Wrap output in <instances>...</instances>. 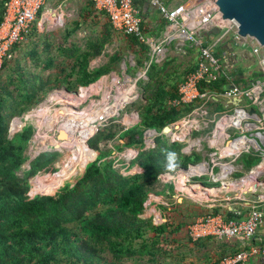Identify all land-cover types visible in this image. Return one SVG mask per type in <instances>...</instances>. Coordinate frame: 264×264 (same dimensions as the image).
<instances>
[{"label": "trees", "instance_id": "1", "mask_svg": "<svg viewBox=\"0 0 264 264\" xmlns=\"http://www.w3.org/2000/svg\"><path fill=\"white\" fill-rule=\"evenodd\" d=\"M7 1L0 0V25ZM110 39L104 36V42ZM129 39L137 43L133 37ZM70 53L79 56L80 61L78 49ZM51 63L46 59L43 66L47 69ZM6 67L7 63L0 70V264H126L129 260L144 259L150 264H190L193 248L189 247L197 248L200 242L189 237L188 227L207 212L206 208L184 200L166 209L162 225H155L151 217H142L160 175L186 168L192 161L182 152L183 142L170 141L165 134L156 136L154 147L147 148L144 142L147 129L161 132L194 108V104L166 107L167 99L177 96V82L171 77L172 72L166 70L168 63L153 64L148 71L149 80L143 85L147 102L140 111V122L126 130H114L112 125L101 127L88 139L85 148L63 155L60 172L56 167L60 151L42 153L30 169L24 170L35 128L27 126L12 138L9 132L15 117L45 98L53 78L44 79L32 71L27 75L18 64L3 77ZM86 68L83 61L77 78L71 73L59 80L70 91L78 90L79 85L86 86L78 92L81 103L91 96L88 88L110 71L102 68L88 73ZM260 76V72L253 75L255 79ZM226 84L214 85L223 89ZM117 135L124 145L101 148V142L112 141ZM125 146L138 149L130 164L123 162L127 170L138 164L140 171L135 174L125 175L117 166L118 157L108 159L114 150L121 151ZM164 150L176 154L174 167H169ZM255 158L258 157H251ZM21 170L23 176L18 174ZM42 172L56 174L42 175L38 187L33 186L32 179ZM81 172L82 176L71 185ZM61 187L62 190L53 191ZM170 188L174 189V183ZM215 212L218 210L212 211Z\"/></svg>", "mask_w": 264, "mask_h": 264}, {"label": "built area", "instance_id": "2", "mask_svg": "<svg viewBox=\"0 0 264 264\" xmlns=\"http://www.w3.org/2000/svg\"><path fill=\"white\" fill-rule=\"evenodd\" d=\"M45 1L8 0L6 2L4 18L0 25V70L5 63L13 59V48L21 44L30 34ZM147 1L158 9L168 22L163 36L157 40L150 41L146 38L140 11L136 8L134 0H92L95 9L107 15L116 30L148 44L151 61L146 64L147 68L152 62L160 63L165 59V46L173 41H176L179 48L188 44L190 48L198 51L195 69L186 74L179 83L177 97L167 101L168 108L188 104H194V108L179 121L167 125L170 126L169 132L165 131V127L161 132L147 129L144 132V142L147 148L154 147L155 138L160 134L167 135L170 141L182 142L189 139L182 151L185 154L197 151L203 156L207 155L209 159L189 164L186 168H177L173 171L174 174L162 173L159 180L171 181L183 178L178 180L179 183L197 184L198 189H193L195 194L199 191L218 190L219 188H211L203 183H191L194 178L208 174L213 183L219 182L222 183V188H229L228 191L220 194H233L232 197L228 195L225 199L227 207H233L237 202L244 203L246 197L253 196L247 218L224 219L219 214L205 213L189 227V236L193 241L207 238H215L221 242L234 239L255 240L260 231L264 233V46L254 37L240 35V24L237 20H228L222 24L219 6L212 0H184L173 8L165 5L162 0ZM214 27L220 30L219 34L209 33ZM228 42H232V48L249 52L258 60L260 77L248 85L234 82L233 75L224 64V59L215 54L218 48ZM242 57L245 60L250 58H246V53ZM147 68L141 74V78H147ZM216 82H227V84L220 89L214 85ZM222 102L229 110L225 112L217 110L215 104ZM104 119L107 118L104 117L101 121ZM137 120L138 113L136 119L126 124L123 130L138 124L140 120L139 122ZM101 121L96 124L95 131L89 138L104 126L100 124ZM196 132L202 134L192 136ZM192 141L196 142L192 143ZM126 148L134 149L136 152L132 156L127 157L124 154L122 156L135 159L138 151L132 147ZM244 155L260 158V162L247 173H244L243 165L236 166ZM201 164L207 165L206 171L193 172L189 176L183 175L184 171ZM240 172H243L244 176L235 177V174ZM240 183L242 185L240 189L233 188ZM184 188L185 185H182L180 190ZM188 196L199 204L203 203L189 193ZM211 197L213 198L214 194H209L208 201H211ZM151 199L148 198L147 208L149 204L151 206ZM203 206L206 207L204 204ZM231 209L233 213L240 215L241 206L236 210ZM153 221L155 223L163 220L161 216H155ZM263 253L264 246H253L248 250L224 257L215 264H252V258Z\"/></svg>", "mask_w": 264, "mask_h": 264}, {"label": "crops", "instance_id": "3", "mask_svg": "<svg viewBox=\"0 0 264 264\" xmlns=\"http://www.w3.org/2000/svg\"><path fill=\"white\" fill-rule=\"evenodd\" d=\"M162 2L171 8L180 4V3H173L174 2L173 0H162ZM134 4L136 8L140 11V16L142 18V27L146 38L149 39L150 41L161 38V36H163L164 32L167 29L168 22L163 18L159 10L153 7L147 0H134ZM42 9L43 10H41L36 22L34 23L29 36L26 37V39L21 44H18L13 48L14 51L13 59L7 62L6 68H11V67L13 68L14 66L11 64L14 62V64L22 65L24 67L23 68L24 70H28L26 64H22L21 58H18L20 54L22 55V58L25 63L27 61L31 63L30 71L38 72L40 75H43V73L48 72V77L53 78V82H54L56 77H62L61 80H63V77H69L71 76V73L74 74L73 78H77L78 73L80 72L81 69V63L83 61L84 63H87L86 71L88 73H92L93 71L102 68L110 69L111 72H120L118 70L121 67L120 63H122V69H126L128 73L126 75L131 76V78L135 79V83L137 84V82H139L140 79H146V81H148L149 80L148 71L151 68V66L153 64L159 65L161 63V62L160 63L152 62L150 67L147 68L146 64L151 61V53L148 44L141 43L136 38L133 37L137 41V43H134V41L129 39L130 36L128 37L124 33L116 30L113 27L109 17L104 13L98 12L95 9L92 0H53V3L47 4V6L45 3ZM45 25L48 26V29L46 28ZM61 28L63 30H61ZM58 29H60L63 34V38H64L63 43L56 44L55 42L52 41L51 44H49L48 42L45 41L43 45L44 48L41 49L40 48L41 44H43V42L40 43L42 36L45 33L49 35ZM120 34L124 35V42H125L124 45H126L133 52V56H131L129 60L126 59L123 60V55L120 52L121 51L120 38H119ZM104 36L110 37L111 38L110 42L109 41L104 42ZM169 45L165 46L166 57L171 54V52L168 51ZM46 46L48 47L47 51L45 50ZM177 47L178 44L176 43V48ZM187 47H189L188 44L182 48H179V50L186 48V50L193 52L195 51L197 53V60L194 64H191L189 68L185 69L183 71L184 72L183 75H180L178 79H175L176 71H170L168 69L170 60H167L165 57V59L163 60L164 62H162V64L168 63V67L166 70L172 72L171 77L174 78V80L177 82V86H176L177 94H178L177 91H178L179 83L183 80L186 74H188L193 69H195L196 64L198 62V55H199L198 51L195 49H191L189 47L191 49L190 50ZM77 49L79 51V55L80 56L82 55L80 61H77V58L79 56L77 55L72 56L73 54L70 53L74 50L76 51ZM234 52L235 55L233 56ZM245 53H246V58L250 57L249 59L246 60L243 59L242 55H245ZM215 54L224 59V64L226 68L233 75V79L235 83L241 85H248L249 83H251L250 81L254 79L253 75L255 74V72H258V69H260L259 62L256 58H253L249 52L243 51L242 49L232 48V42H228L225 46L218 48L215 51ZM82 57H87V58L84 59ZM46 59L48 60V62H50V60L52 62L51 63L52 65L47 69L46 67L43 66L44 61ZM251 62H253L252 65L250 64ZM256 65H257V70L255 71L254 68ZM146 68H147V73H146L147 78H141L142 77L141 74L145 71ZM129 69L132 72H130ZM104 75H102L99 79H101ZM99 79H97L96 81H98ZM62 84L63 86H66L65 89L67 91H70L67 88L66 83L62 82ZM54 85L55 84H53V86ZM78 87L83 88L86 86L79 85ZM54 88L59 89L62 87L60 85H55ZM54 88H52V90ZM171 98H175V97H171ZM167 101H166V107H167ZM220 104L221 103H216L215 107L219 108ZM196 133H193L192 136H197L198 134ZM189 141H190L189 139L182 141L184 144L183 147ZM136 150L138 151V149ZM196 153L198 155H202V153L199 154L197 151H194L193 153L190 154H185V153L184 154L188 157H192V155H195ZM203 159L208 160L209 157L207 155L205 156L202 155V160ZM202 160L197 162H201ZM192 163L193 162H190V164ZM136 166H138L136 168L137 171H140V166L138 164H136ZM178 180H183V178H179ZM178 180L175 179L171 181L163 180L162 181L163 186L161 190H158L156 188V186L158 185L157 182L151 189V194H150L151 196H149V198H152L151 206H153L154 208L156 207L158 208V206L164 203L165 201L164 197L168 196L169 193L170 196H172V194L174 193H176V196L178 197L179 195H181L183 197L181 198V200L183 201L189 200L192 203L199 204L188 196V191H186L185 188L184 190H180L182 184H180ZM173 183H174V189L171 190L170 186ZM212 184L215 185V183H213L210 178L207 181L206 185H208L209 187H213ZM189 185H192L193 189H198L197 184L194 185L189 184ZM237 188H240V186H238ZM162 191H165V195L161 193ZM214 197H217V195H214ZM252 197L253 196L249 195V197H246L244 203L242 202L234 203L233 207L232 206L227 207V204L225 202L226 197L222 200L223 203L218 201L208 202L209 203L208 205H211L212 207L208 205H206L205 207L203 206V204H199V205L201 207L206 208L207 214H212V211L217 209L218 212H215L213 214L222 215L224 219H235L236 217L239 218L241 217L240 219H245L247 218L249 211L251 209V204L253 201ZM154 203H156L157 206H155ZM240 206H241L240 215H237L232 212L231 208L236 210ZM152 214H154V217L156 216L155 212H151L150 216ZM159 215L161 217H164L165 219V215H162L161 213L158 214V216ZM203 216L204 215L202 214L197 219ZM197 219L195 220V222H197ZM191 225H189V227ZM189 227H188V233H189ZM257 239H261V240H257ZM195 242H200V243L197 245L198 249L195 248L194 246L189 247V249L193 248L192 249L193 255L192 257H190L191 259H189L190 264H215L219 262L217 260L220 259L222 260L224 257L237 254L240 251L248 250L253 246H260V247L264 246V233L260 231L259 236L255 240H251V241L234 239L231 241L221 242L215 238H207ZM252 264H264V253L252 258Z\"/></svg>", "mask_w": 264, "mask_h": 264}, {"label": "rangeland", "instance_id": "4", "mask_svg": "<svg viewBox=\"0 0 264 264\" xmlns=\"http://www.w3.org/2000/svg\"><path fill=\"white\" fill-rule=\"evenodd\" d=\"M173 1H174L173 3H183L184 2V0H173ZM45 3H46V6H47V4L53 3V0H46ZM46 28L48 29V26H46ZM61 30H63V29L61 28ZM61 30L58 29V30L54 31L53 33H51L49 35H47L45 33L47 37L45 36V34L42 36L40 43L43 42V44H41V47L40 48L41 49L44 48L43 45H44V42L45 41L48 42L49 44H51L52 41L55 42L56 44L63 43L64 38H63V34H62ZM119 38H120V45H121V51L120 52L123 55V60L124 59L129 60L130 57L133 56V52L126 45H124V43H125L124 42V35L123 34H120ZM187 48H189V47H187ZM168 51L171 52V54L166 57L167 60H170L169 61L170 63H169V68L168 69L170 71H176L175 79H178V77L180 75H183V73H184L183 71L185 69L189 68L190 65L191 64H194L196 62V60H197V53L195 51L194 52L193 51H189V50H186V48H183V49L179 50V47L176 48V42H173L171 45L168 46ZM15 57H16V55H15ZM18 58H21L22 64H26V67L28 69V70H26V74L27 75H30V73H32L30 71V69H31V67H30L31 63H29V61H27L25 63L24 60H23V58H22V55H20V54H19V57ZM162 62H164V61H162ZM162 62L159 65H161ZM252 63L253 62H251L250 64L252 65ZM11 65L14 66L15 65L14 62ZM120 66L121 67L118 70L120 72H111L110 71L108 74L104 75L106 77L103 78L98 84H96V85L88 88L90 91H92L91 92V96H90V98L88 100H86V101H84V102L81 103L80 102L81 101V99H80L81 97H78L74 92L72 93V94H75L77 96V100L70 99V101H72V102H69V103L74 104L75 107H77V109L80 110L79 113H78L79 116H83L88 121L91 118H93L89 122L90 125H96L104 117H106V118L108 117L107 119H104L103 121H101L100 124H102V126L103 125L104 126L105 125H108V126H111L112 125V126H114V130L124 129V127L127 126L126 124H128V123L125 122L126 119H124V118L125 117L128 118L129 114H131V113H132L131 114V117L132 118H135V119H136L137 113H138V120H137V122H139V120H141L140 119V111L143 108L144 104L147 102V100L145 98L144 88H143V85H145L144 83H145L146 79H140L139 82H137V84H136L135 83V79L132 78V80L134 81L133 82V85L134 86L132 87V80H131V78L129 76L126 77V74H128L127 71H126V69H122V63H120ZM11 69H12V67L11 68H6L3 71V77H6L7 74L12 73ZM254 70L255 71L257 70V65L255 66ZM129 71L132 72L130 69H129ZM18 73H19V71H18ZM34 73H38V72H34ZM34 76H35V74H34ZM43 76H44V79H47L48 78V72L43 73ZM112 76H115L119 81L115 77L111 78ZM29 77H31V76H29ZM107 77H108V79H107V81L105 83V80H106ZM61 79H62V77H57V79L49 87L51 89L49 90V88H48V90L46 92L45 99L43 98L44 100L41 101L40 103H44L49 98L48 96L51 93H53L54 90H56V88H54L55 85H60L62 87V88H59V89H65L66 88V86H63L62 82H59V80H61ZM254 79H252L250 82H252ZM120 80H125V81L124 82H121ZM37 82L38 83L40 82V78L37 80ZM53 84H55V85L53 86ZM105 86H106V93H105V89H104ZM52 88H54V89L52 90ZM130 88H131V92H130ZM78 90L80 91L81 88L79 87ZM113 91H116V93H117L116 96H115V92H113ZM127 93H129L128 96L126 95ZM106 94H108V95L112 94V95L108 96ZM53 96L54 95L52 94L50 96V98H49V101L46 102V103H51V100H52V97ZM114 96H115V98H114ZM123 96H124V98H129L128 99L129 101L127 103L123 104L122 107L120 106L118 108L119 109L118 111L111 112L112 110H115L117 108V106L120 104V102H121L120 100L122 99ZM132 96H134V97H132ZM113 98H114V101L116 102V105L111 106V107L104 106L101 102H99V103L92 102V101H98L99 99H105L104 100V103H106L107 105H109V104H111V101L113 100ZM96 99H98V100H96ZM38 104L35 105L34 107H37ZM44 105L45 104H43V106ZM39 106H41V105L39 104ZM61 106H63V105H61ZM61 106H59V107H61ZM42 107H39V108H42ZM34 109L31 108L30 110L26 111L25 114L31 113V111L34 110ZM217 110H220L221 112H225V111H227L229 109L226 107V105L224 104V102H222L220 104V107ZM48 111L51 114L53 113V118H54L55 121H57V120L60 119V118H58V116H59V114L61 112H58L56 110V107H53V110L50 111L49 106L45 105L44 108H43V113L44 112L46 113ZM99 111H100V113H99ZM28 115H32V114H28ZM28 115H27V117H29ZM109 116H111V117H109ZM20 117L21 116H19L17 118H20ZM27 117H25L24 119H21V121H20L21 124L20 125H21L22 128L28 126L29 124H34V126H35V131H34V134L32 136V139L30 141L29 148H28V151H27V154L28 155H30L31 157H34L36 155H39L40 152L43 151V148L42 147H39L38 148L37 145L36 146L34 145L35 143H37V141H35L34 138L36 137V135L40 131V128L37 127L36 125H39L40 123H39V121L38 122L36 121V118L35 119H31V118H27ZM131 120L132 119H129V121H131ZM136 123H134V124H136ZM47 132L50 133V131L48 129H47L46 133ZM52 133L57 135L59 132H57L55 130V131H52ZM196 134L200 135L202 133L199 132V133H196ZM13 136L14 135L12 134L10 136V138H12ZM89 136L87 138H84V139L79 140L78 142L79 143H82L83 141H85L86 139H88ZM33 140H34V144H33ZM49 140L44 145V149L45 150L48 148V145H49V142H50ZM115 145H124V140H121L119 138V135H117L115 137V139L112 140V141H105V142H101L100 143L101 148L104 149V150L113 149ZM56 147L57 146H54V148H56ZM50 148H53V147H50ZM58 148L60 150H56L55 149L53 151H60L61 152L60 158H59L58 162L56 163V167L58 168V171L60 172V170L62 169L60 167V163L63 160V157H64L63 155L64 154H67V153H70V152H73L75 149H83V148H85V146L84 145H80V146L77 145V146H75V147H73L71 149L69 147V145H66V146H60ZM127 149L128 148H126V146H125L121 152H119V150H117V151L114 150L113 151V154L111 156H109L108 159L118 157V159L120 160V162L118 163L117 166L121 169V171L125 175H129V174L131 175V174H135V173H137L139 171H137V169H136L138 167V166H136V164H134L133 167L130 168L129 170H127L126 168H124L123 162H126L125 164H130L132 162V159H133V158L132 159L125 158V157L122 156L127 151ZM128 153L129 152H127V154ZM251 157H253V156L252 155H244V157L242 159H240L236 163V166L243 165V167H244V173H247L249 171V169L251 167H253L255 164H257V162L260 160V158H255L254 160H252ZM200 160H202V155H198L197 153L195 155H192V161L191 162L195 163V162L200 161ZM250 160H252V161H250ZM91 162L92 161H90L89 163H91ZM26 163L23 166V169L24 170L25 169H28V166H27ZM193 170H194V168L192 167V169L190 171H186V172L187 173H193ZM199 170H202V168H199ZM58 171L56 173H58ZM82 173L83 172H81L80 174H77V176L74 177V179L72 180V182L70 184L71 185H74L77 182V179L80 176H82ZM171 173L174 174V172H171ZM187 173H185V174H187ZM18 174L20 176H23V170L19 171ZM45 174L48 175V176H50V177L54 176V174L53 175H50L47 172H42L37 177H35V178L32 179L31 184L33 186H35V187H38L37 186L38 179L40 177L42 178V175H45ZM241 175L244 176L243 172H240V173L235 174V177H240ZM209 179H210V176L208 174H205L202 177H196V178H194L193 181H191V183H198V182H200V184H202V183H205L206 184ZM162 184H163V182L159 180L158 181V185L156 186V188L158 190H161L162 189V186H163ZM180 184L187 185V183H180ZM212 186H213V188H219L220 189V188H222V183H219L218 182V183H215V185L212 184ZM237 186H240V188H241L242 185L241 184H238ZM235 187H233V188L235 189ZM62 188L63 187H61L60 189L53 190V191L54 192L60 191V190H62ZM236 189H239V188H236ZM208 192H210V193H217V195H219L220 197H213V198L211 197V201H208V200L207 201L206 200L203 201L202 204H204V205H208L209 204L208 202H215V201H218V202L223 203L222 200L225 197H227L228 195L230 197L233 196V194H231V193L228 194V195L227 194L225 195L224 193L223 194H220V193H218L219 192L218 190H209ZM46 193H48V192H46ZM161 193H163L165 195V191H162ZM149 196H151V195H149ZM164 198H165L164 203L161 204L160 206H158V208L156 207L157 209L156 208L154 209L153 206H152L153 208L152 207L146 208L145 211H144V213L142 214V216L143 217H149L150 214H151V212H153L155 210H156L155 211L156 216H158V214H160V213L162 215H165L166 209H170L174 205V203H177V202L179 203V202H182L183 201V200H181V198H183V197L181 195H179V197L176 196V193L172 194V196H170V193H169L168 196H165ZM154 205L157 206L156 203H154ZM163 208H164V210H163ZM150 217H151L150 219L154 223V221H153L154 214H152ZM161 219L163 221H159V222L156 221L154 224L155 225H162V224H164V222H165L164 217H161ZM157 220H158V218H157ZM172 249H175V247H172ZM126 264H150V263L147 262L146 259H144V260H138L136 262H133V261L129 260V262L127 261Z\"/></svg>", "mask_w": 264, "mask_h": 264}, {"label": "bare ground", "instance_id": "5", "mask_svg": "<svg viewBox=\"0 0 264 264\" xmlns=\"http://www.w3.org/2000/svg\"><path fill=\"white\" fill-rule=\"evenodd\" d=\"M221 23L223 24L224 22L221 21ZM126 67V66H125ZM128 75H126L127 77ZM115 76H112L111 78H113ZM131 78V76H129ZM116 78V77H115ZM108 77L105 80V83L107 81ZM117 79V78H116ZM118 80V79H117ZM132 80V78H131ZM119 81V80H118ZM121 82H124L125 80H120ZM133 80H132V87L133 85ZM131 87V88H132ZM131 88H130V92H131ZM105 89V93H106V86L104 87ZM115 92V96H116V91ZM73 92H68L66 89H56L53 91V93H51L48 97L50 98V96L53 94L54 96L52 97L51 103H46L49 101V98L44 102V103H40L42 107L43 104L49 106L50 111L53 110V107H56V110L58 112H61L58 116V118H60L59 120L55 121L53 118V113H49L48 112H44L43 113V108H39L38 106L31 111V113H27V114H23L20 118L15 119V121H13V130L16 131H22L25 129V127H21V119H24L25 117H27L28 114H32V115H28L29 117L27 118H31V119H35L38 122L39 121V125H36L37 127L40 128L39 133L36 135V137L34 138L35 141H37V143L34 144V140H33V144L39 148L42 147L43 150L44 149V145L46 144V142L49 140V145L47 149H50V147L54 146H66L69 145L70 148H73L75 146H80V145H84L86 146L88 139H86L85 141H83L82 143H79L78 141L84 138H87L89 135L93 134L95 131V127L96 125H90V120L93 119L91 118L89 121L87 119H85L83 116H79V109H77V107H75L74 104L69 103L72 102L70 101V99L73 100H77V96L80 97L79 93H75L72 94ZM108 95V94H106ZM112 95V94H110ZM108 95V96H110ZM127 96L129 95V93L126 94ZM72 96V97H71ZM114 96V98H115ZM71 97V98H70ZM134 97V96H132ZM113 100L111 101V104L107 105L106 103H104L105 99H96L98 101H92L95 103H99L101 102L104 106H114L116 105V102ZM81 99V98H80ZM129 98H124V96L122 97V99L120 100V104L117 106V108L115 110H112L111 112H116L118 111L119 107L123 106V104L127 103L129 100ZM69 103V104H68ZM63 105V106H61ZM61 106V107H59ZM85 107V106H84ZM83 107V108H84ZM82 108V109H83ZM121 111V110H120ZM104 112V111H103ZM43 113V114H42ZM100 113V111H99ZM120 113V112H119ZM134 113V112H133ZM42 114V115H41ZM132 114V113H131ZM131 114H129L128 118L132 119L131 121H129V119L127 117H125L124 119L126 123H131L135 120V118L131 117ZM31 116V117H30ZM111 117V116H109ZM108 118V117H107ZM47 129L50 131L46 133ZM57 131L59 132L57 135L53 134L52 131ZM196 141H192V143H195ZM129 152L127 155L126 153ZM136 151L134 149H129L124 153V156H132ZM207 165L206 164H201L199 166H195L193 167L194 170L193 172H200V171H206L207 170ZM263 166H261L260 168L262 169ZM199 168H202V170H199ZM190 171V170H189ZM186 171L183 172V175L185 176H189L191 173H187ZM241 184V183H240ZM238 186L236 185L235 188H237ZM185 189L186 191H188V193L195 197L197 200L199 201H205L209 199V194H214L217 195V193H210L208 192L209 190L202 192L199 191L198 194H195L192 188V185H185ZM229 188H220L218 189V193L220 192H224V191H228ZM240 189V188H239ZM152 207L150 205H148V208ZM153 208V207H152ZM155 209V208H154ZM153 211V210H152ZM156 211V210H155ZM153 211V212H155ZM157 217V216H156Z\"/></svg>", "mask_w": 264, "mask_h": 264}, {"label": "water", "instance_id": "6", "mask_svg": "<svg viewBox=\"0 0 264 264\" xmlns=\"http://www.w3.org/2000/svg\"><path fill=\"white\" fill-rule=\"evenodd\" d=\"M215 4L219 6L220 19L223 22L228 20H237L240 24V35L243 37H254L264 46V0H212ZM52 11V10H51ZM210 34L217 35L220 33V30L217 27H214ZM78 93L79 90L73 91ZM253 112V111H251ZM14 120V119H13ZM165 131H170V126L165 127ZM20 131L13 130V124L10 126V133H17ZM60 150L58 146L56 148H51L49 150ZM43 152V151H42ZM39 155L34 157L29 156L27 161L28 169L31 168V163L35 158H38ZM56 174V173H54Z\"/></svg>", "mask_w": 264, "mask_h": 264}, {"label": "clouds", "instance_id": "7", "mask_svg": "<svg viewBox=\"0 0 264 264\" xmlns=\"http://www.w3.org/2000/svg\"><path fill=\"white\" fill-rule=\"evenodd\" d=\"M41 102V101H40ZM39 102V103H40ZM39 105V104H38ZM35 108V107H34ZM32 109H33V107H32ZM25 113V112H24ZM23 115V114H22ZM21 115V116H22ZM15 119H17V117H15L14 118V120ZM11 123H13V121L11 122ZM30 125H33L34 126V124H29L28 126H30ZM10 126H11V124H10ZM27 127V126H26ZM34 128H35V126H34ZM24 130H22V131H20V132H23ZM10 132V131H9ZM18 133V132H17ZM16 133H14V135H15ZM10 136H11V133H10ZM53 151V150H52ZM164 151H166V153H167V156H166V158H167V160L169 161V167H174L175 166V160H176V154L175 153H173V152H167V150H164ZM47 152V151H46ZM44 153V152H43ZM42 154V153H41ZM28 155V154H27ZM41 156V155H40ZM39 156V157H40ZM36 159V158H35ZM34 159V160H35ZM33 160V161H34ZM32 161V162H33Z\"/></svg>", "mask_w": 264, "mask_h": 264}]
</instances>
